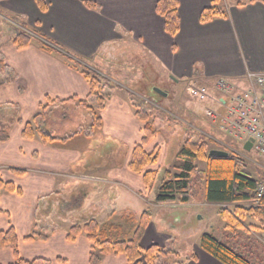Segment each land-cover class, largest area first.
Listing matches in <instances>:
<instances>
[{
    "label": "crops",
    "instance_id": "crops-1",
    "mask_svg": "<svg viewBox=\"0 0 264 264\" xmlns=\"http://www.w3.org/2000/svg\"><path fill=\"white\" fill-rule=\"evenodd\" d=\"M45 1L47 8L43 10L36 0H0V17L18 21L33 36L25 48H17L12 37L0 41V121L9 134V139L0 143V179L20 188L0 191V230L14 228L19 255L24 259L89 264L92 244L85 233L69 241L72 226L96 220L100 226L135 230V225L130 228L124 224V215L136 224L149 211L151 220L140 244L167 249L171 240L168 229L180 230L173 224L167 226L169 212L175 208L157 202V195L150 198L151 189L144 184L142 174L129 168L130 161L125 160L121 168L111 161L100 162L96 159L99 150L87 152V134L85 138L55 136L49 118H45L43 129L58 138L56 141H44L40 133L24 137L25 125L41 107L48 105L47 112L57 103L80 107L82 103L76 102L89 99L90 83L81 68L74 67V61L85 66L86 60L103 61L121 52L128 59L135 53L144 59L149 83L168 70L178 83L194 92L192 82L205 83L200 89L204 97L208 90L216 91V82L222 77L245 87L246 72L264 73V0L227 4L223 15L207 22L200 16L214 0H178L180 29L175 36L166 31L165 19L157 12L159 0ZM44 45L52 51L44 50ZM150 67L155 70L152 77L147 71ZM118 69L127 79L128 70ZM149 83L145 91L151 88ZM116 85L120 93L114 90L100 112L102 123L111 126L104 134L126 141L133 151L142 139L144 122L136 116L132 102L126 103L129 96L122 91L128 89ZM10 110L13 115L6 114ZM154 141L146 146L148 151L157 147L152 146ZM130 151L127 156L132 155ZM142 201L146 206L137 210ZM31 234L34 238L27 239ZM203 234L200 232V240ZM14 258L12 246L0 250V264H10ZM101 264H128V259L123 253H108ZM174 264L223 263L198 241L192 255Z\"/></svg>",
    "mask_w": 264,
    "mask_h": 264
},
{
    "label": "rangeland",
    "instance_id": "rangeland-1",
    "mask_svg": "<svg viewBox=\"0 0 264 264\" xmlns=\"http://www.w3.org/2000/svg\"><path fill=\"white\" fill-rule=\"evenodd\" d=\"M247 1L220 0L218 7L222 9L227 4ZM7 19L5 20L0 17L1 42L4 37L7 40L10 37L14 38L18 30H25L18 21L12 20L8 16ZM123 53L121 52V54L118 53L114 57L105 58L103 61L101 59L86 60L87 66L77 65L82 70L86 68L91 70V76L97 74L102 79H105L102 81L107 84L104 87L105 96L102 100L89 98L86 102L75 101L76 103H82L80 107L78 104L61 105L62 103H57L58 105L51 107L46 112L45 118H49V127L55 130V132L52 130L55 136L75 134L73 135L75 136L74 138H85V133H88L87 152L91 153L92 151L99 150L101 154L97 155L96 159L99 158L100 162L106 163L111 161L120 168L125 160L126 163L129 162L131 160V154L127 156L131 149L129 143L116 136L104 134L111 128L110 125L107 126L104 122L101 124V127H94V123L97 122L94 120V113L85 105L95 106L96 113L100 116V103H105L106 106L110 97L114 94L113 91L119 92L117 90V83L120 87L123 86L128 89L125 92L122 91L124 95L127 93L129 96L127 98L130 100L126 98V103L131 101L136 110H146L150 114V120L158 129V134L154 137L155 141L152 146L157 145L159 148V158L154 164L155 167H153V169L159 168V175L151 190V199L157 195V188L161 183L164 173L168 170L174 172L177 155L182 145L189 139L195 142L208 139L211 144V150H225L229 155L238 157L245 164V169L249 174L258 179L262 178L261 181H264L262 158L254 150L246 151L239 140L225 133L221 127L220 120L214 116L222 109L227 98L223 93L211 89L208 90L206 97H204L202 96L203 91L200 89L201 87L203 88L205 83L197 84L192 82V87L196 88L197 91L194 92V90L190 89V86L178 83V80L168 70L159 73L161 75L159 76V80L154 79L149 83L147 74L144 75L143 69L146 68L144 59L136 53L133 56L134 58L128 59L125 58ZM74 63L76 62L74 61ZM85 63L83 62L82 64ZM136 64L139 65L134 69H127ZM113 65H118V67L114 68ZM120 67L128 70L127 79L119 75L120 69L118 68ZM147 71H149L150 77H152L155 70L150 67ZM148 83L151 88H147L145 91ZM155 87L167 91L169 93L168 97L157 94L154 91ZM13 112V110H10L6 114L13 115L11 114ZM14 117L11 116L13 119ZM82 129H85V133H78ZM112 129H115V127H112ZM198 166L201 169H205L206 163L199 161ZM166 203L173 204L172 207L175 208L169 212L167 226L173 224L180 230L168 229L169 232L167 233L171 235V240L168 241L167 250L174 251L175 253L173 255L171 253L167 257L168 259H164V264H174L175 261L188 257L189 253L192 255L195 250V244L200 241V232L214 234L226 243L228 240L231 243L229 245L247 256L254 264H264V244L262 241L264 224L259 223L255 217L247 212H244V214L238 213L242 221H244L243 225H240L241 223L236 220L230 221L228 219L232 218L230 214H233V216L237 215L235 205L208 204L205 202L202 180L198 181L194 186L193 194L187 203H181L178 200ZM260 204L263 203L255 200L243 206L247 209L257 207ZM143 205L146 206V203L142 201L137 210L141 209ZM221 211L227 213L228 220L220 214ZM36 232L35 230L34 233Z\"/></svg>",
    "mask_w": 264,
    "mask_h": 264
},
{
    "label": "trees",
    "instance_id": "trees-1",
    "mask_svg": "<svg viewBox=\"0 0 264 264\" xmlns=\"http://www.w3.org/2000/svg\"><path fill=\"white\" fill-rule=\"evenodd\" d=\"M41 9L45 10L47 4L45 0H36ZM219 0H214L213 6L203 10L200 16L202 22H207L215 17L223 15L222 9L216 6ZM91 4V3H88ZM178 0H159L157 4V12L165 19L166 31L175 36L180 29V16L178 12ZM13 43L17 48H25L30 45L33 36L25 30L16 31ZM44 50L52 51L48 45L43 46ZM79 64L75 63L76 68ZM86 79L90 83L89 98L102 100L105 96L104 87L105 79H102L97 74L91 76L92 71L89 69L82 70ZM53 101V100H52ZM94 113V127H101L102 118L96 113L95 106L91 107L85 104ZM105 103H100L99 110H103ZM48 105L41 107L40 113L36 114L32 122L25 125L23 136L33 138L36 133H40L44 141H56L58 138L43 130ZM136 116L142 122L143 135L140 143L136 144L131 155L129 168L138 174L143 175L144 184L152 190L154 183L159 175L158 169H147L148 166L154 165L159 158V148L156 147L153 151H148L146 146L156 137L158 129L150 120V114L146 110H136ZM93 127V128H94ZM85 129L78 132L85 133ZM89 135L88 133H85ZM86 135V136H87ZM9 139L8 130L0 121V143ZM211 144L208 139L201 141L186 140L182 145L180 152L177 155V161L174 165V172L168 170L164 173L159 187L157 188V202H172L180 201L187 203L192 194L194 186L198 181L202 180L204 185V198L208 204H234L236 216L229 214L232 218H228L227 213L221 211L220 214L230 221H238L243 225L241 217L238 213H249L255 217L259 223L264 224V202L254 208H244V204L254 202L256 200V189L261 179L253 177L245 169V164L233 155L227 157L210 156ZM205 162L206 168L201 169L198 162ZM262 182V181H261ZM5 188L9 191H20L13 183L3 182L0 179V191ZM124 224L128 227L135 225V230H122V228L100 226L96 220H89L84 226L76 224L72 226L68 232L67 239L75 241L81 234L85 233L90 241L91 249L89 256V264H101L102 258L108 253H123L128 264H133L139 261H145L147 264H164V259L171 252L159 245H151L148 248H143L140 244V239L150 223L151 212L145 211L140 219L135 224L136 220H125L128 217L124 215ZM131 219V218H130ZM227 219V220H228ZM131 232V233H130ZM34 234H31L27 239H33ZM18 235L14 228L9 230H0V250L12 246L15 254L14 261L10 264H51L52 261L46 258L24 259L19 255L18 250ZM201 247L218 259L223 264H254L247 256L236 250L233 246L218 239L214 234L204 233L200 240ZM58 261H64L59 258Z\"/></svg>",
    "mask_w": 264,
    "mask_h": 264
},
{
    "label": "built area",
    "instance_id": "built-area-1",
    "mask_svg": "<svg viewBox=\"0 0 264 264\" xmlns=\"http://www.w3.org/2000/svg\"><path fill=\"white\" fill-rule=\"evenodd\" d=\"M245 87H239L229 78H219L215 89L227 98L214 116L220 120L225 133L244 145L253 139L254 150L262 158L264 168V73L246 72ZM256 200L264 202V181L256 189ZM264 244V234L262 238Z\"/></svg>",
    "mask_w": 264,
    "mask_h": 264
},
{
    "label": "water",
    "instance_id": "water-1",
    "mask_svg": "<svg viewBox=\"0 0 264 264\" xmlns=\"http://www.w3.org/2000/svg\"><path fill=\"white\" fill-rule=\"evenodd\" d=\"M177 79V78H176ZM154 91L163 96V97H168L169 93L165 90H162L161 88L155 87ZM253 147V139L248 140L245 144H244V149L246 151H251ZM210 156H217V157H227L229 156V153L225 150H220V149H212L209 152Z\"/></svg>",
    "mask_w": 264,
    "mask_h": 264
}]
</instances>
